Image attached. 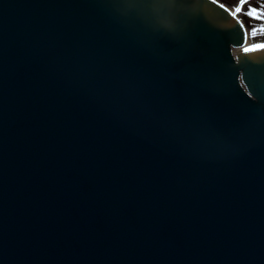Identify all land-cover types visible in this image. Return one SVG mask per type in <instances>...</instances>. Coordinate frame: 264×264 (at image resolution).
Segmentation results:
<instances>
[{
  "label": "water",
  "instance_id": "95a60500",
  "mask_svg": "<svg viewBox=\"0 0 264 264\" xmlns=\"http://www.w3.org/2000/svg\"><path fill=\"white\" fill-rule=\"evenodd\" d=\"M214 0H0V264H264V49Z\"/></svg>",
  "mask_w": 264,
  "mask_h": 264
},
{
  "label": "rangeland",
  "instance_id": "374dc122",
  "mask_svg": "<svg viewBox=\"0 0 264 264\" xmlns=\"http://www.w3.org/2000/svg\"><path fill=\"white\" fill-rule=\"evenodd\" d=\"M229 8L232 11H235V8L240 6V0H216ZM260 5L261 7L257 8V11L264 10V0H251V3H248V0H245V7L251 8L252 5ZM240 20L246 25V30L248 33V40L246 46L253 47L257 44H264V19L256 20L253 17H247L244 15L243 11L241 14L237 15ZM256 31V36L252 37L251 32Z\"/></svg>",
  "mask_w": 264,
  "mask_h": 264
},
{
  "label": "snow or ice",
  "instance_id": "6c2138e0",
  "mask_svg": "<svg viewBox=\"0 0 264 264\" xmlns=\"http://www.w3.org/2000/svg\"><path fill=\"white\" fill-rule=\"evenodd\" d=\"M248 3H251V0H248ZM259 7H261V6L253 4L251 8H247V7H245V0H240V6L235 8V11L232 13V15L237 16V15L241 14L243 11L244 15H246L247 17H253L259 21V20L264 19V10L257 11V8H259ZM242 27H247V26L244 25L242 22ZM262 31H264V29H262ZM251 35H252V37H255L256 31H252ZM256 48L264 49V44H257L251 48H244L243 51L244 52H250V51H254Z\"/></svg>",
  "mask_w": 264,
  "mask_h": 264
},
{
  "label": "bare ground",
  "instance_id": "6f19581e",
  "mask_svg": "<svg viewBox=\"0 0 264 264\" xmlns=\"http://www.w3.org/2000/svg\"><path fill=\"white\" fill-rule=\"evenodd\" d=\"M246 44H247V42H246ZM245 48H251V47H248V46H245ZM244 49V48H243ZM243 49L242 48H240V49H233V54H234V57H236L235 56V54H238V53H240V52H243Z\"/></svg>",
  "mask_w": 264,
  "mask_h": 264
}]
</instances>
